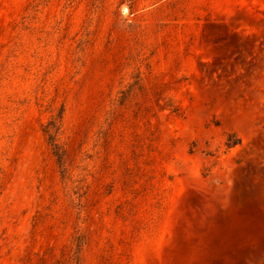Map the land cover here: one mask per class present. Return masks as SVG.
I'll use <instances>...</instances> for the list:
<instances>
[{"label": "rangeland", "instance_id": "1", "mask_svg": "<svg viewBox=\"0 0 264 264\" xmlns=\"http://www.w3.org/2000/svg\"><path fill=\"white\" fill-rule=\"evenodd\" d=\"M0 264H264V0H0Z\"/></svg>", "mask_w": 264, "mask_h": 264}, {"label": "trees", "instance_id": "2", "mask_svg": "<svg viewBox=\"0 0 264 264\" xmlns=\"http://www.w3.org/2000/svg\"><path fill=\"white\" fill-rule=\"evenodd\" d=\"M55 152H56V155L59 157L62 155V153L60 152V149L58 147L55 148Z\"/></svg>", "mask_w": 264, "mask_h": 264}]
</instances>
